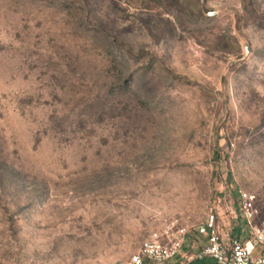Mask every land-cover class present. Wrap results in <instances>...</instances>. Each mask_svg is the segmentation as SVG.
<instances>
[{"label":"rangeland","instance_id":"obj_1","mask_svg":"<svg viewBox=\"0 0 264 264\" xmlns=\"http://www.w3.org/2000/svg\"><path fill=\"white\" fill-rule=\"evenodd\" d=\"M240 192L264 227V0H0V264H127L173 222L191 257L213 214L251 237Z\"/></svg>","mask_w":264,"mask_h":264},{"label":"built area","instance_id":"obj_2","mask_svg":"<svg viewBox=\"0 0 264 264\" xmlns=\"http://www.w3.org/2000/svg\"><path fill=\"white\" fill-rule=\"evenodd\" d=\"M240 210L251 237L247 240L234 235V228L220 234L217 218L211 215L197 229L199 237L205 238L194 256L184 255L188 230L173 222L161 231H156L143 246L133 254L127 264H192L212 262L213 264H264V227H255L256 210L253 199L240 192ZM230 206V205H229ZM228 206L227 214L233 215Z\"/></svg>","mask_w":264,"mask_h":264},{"label":"trees","instance_id":"obj_3","mask_svg":"<svg viewBox=\"0 0 264 264\" xmlns=\"http://www.w3.org/2000/svg\"><path fill=\"white\" fill-rule=\"evenodd\" d=\"M239 201H240V199H239ZM239 201H237L236 203L238 204ZM236 231H239V228L238 229L237 228H234V235L240 237L241 236V233H237ZM192 264H212V262H208V261L207 262H195V263H192Z\"/></svg>","mask_w":264,"mask_h":264}]
</instances>
